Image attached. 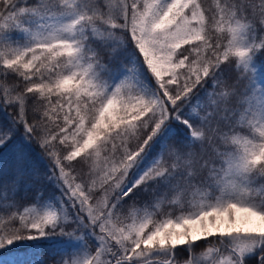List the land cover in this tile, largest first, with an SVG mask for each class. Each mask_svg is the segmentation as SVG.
Returning a JSON list of instances; mask_svg holds the SVG:
<instances>
[{"label": "snow or ice", "instance_id": "obj_1", "mask_svg": "<svg viewBox=\"0 0 264 264\" xmlns=\"http://www.w3.org/2000/svg\"><path fill=\"white\" fill-rule=\"evenodd\" d=\"M4 152L0 264H264V0H0Z\"/></svg>", "mask_w": 264, "mask_h": 264}, {"label": "trees", "instance_id": "obj_2", "mask_svg": "<svg viewBox=\"0 0 264 264\" xmlns=\"http://www.w3.org/2000/svg\"><path fill=\"white\" fill-rule=\"evenodd\" d=\"M8 160H9V153L8 152H4L3 154H0V166L6 165ZM34 243L37 244V249L36 250L39 251L40 250L39 249L40 242H34ZM204 246H205L204 242L201 241L199 243V246L196 248V250L198 251V250L202 249ZM0 255H3L5 257H7L8 253H6V252L5 253H0ZM182 256H185L184 251L182 252Z\"/></svg>", "mask_w": 264, "mask_h": 264}, {"label": "rangeland", "instance_id": "obj_3", "mask_svg": "<svg viewBox=\"0 0 264 264\" xmlns=\"http://www.w3.org/2000/svg\"><path fill=\"white\" fill-rule=\"evenodd\" d=\"M204 247H205V246H204ZM204 247H203V248H204ZM203 248L200 249V250H198V251L196 250V251H197V252H200L201 250H203ZM182 252H183V251L178 250V259H186V258H187L188 253L184 251L185 256H182Z\"/></svg>", "mask_w": 264, "mask_h": 264}]
</instances>
